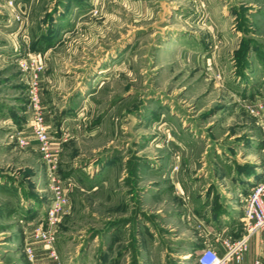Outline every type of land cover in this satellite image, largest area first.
Masks as SVG:
<instances>
[{
  "label": "rangeland",
  "instance_id": "rangeland-1",
  "mask_svg": "<svg viewBox=\"0 0 264 264\" xmlns=\"http://www.w3.org/2000/svg\"><path fill=\"white\" fill-rule=\"evenodd\" d=\"M30 51L45 56L70 202L63 263L194 264L185 215L222 179L217 147H264V0H0V264H27L53 196L19 64Z\"/></svg>",
  "mask_w": 264,
  "mask_h": 264
},
{
  "label": "crops",
  "instance_id": "crops-1",
  "mask_svg": "<svg viewBox=\"0 0 264 264\" xmlns=\"http://www.w3.org/2000/svg\"><path fill=\"white\" fill-rule=\"evenodd\" d=\"M78 7H80V12L85 10L83 4H79ZM226 7L227 5L225 4V16L228 13ZM50 49L52 50L53 48ZM260 90V96H263L264 84ZM0 109H2L1 106ZM16 116L18 115L16 114ZM16 116L12 119L19 118ZM241 138H244L243 135H241ZM242 142L239 143L244 145V140ZM260 145L256 150L249 147V156L247 153L244 156L242 155V147L239 150L238 146H227L224 151L217 147L215 157L222 160L218 162L215 169L218 175L220 173L222 179L209 183L208 192L210 191V193L208 195H206V192L202 194V191H200L201 195H196V199L193 198L189 203L190 207L188 208L187 215H185V219L187 218L186 221L190 222L188 223L189 225H196V235L194 239L189 237L184 239V242L181 244L183 245V251H189L188 253L192 256L195 253H199L206 246H211L223 254L225 251L222 243L223 239L225 240L228 237L235 238L239 235L242 230L241 220L245 197L243 194L245 192L248 193L247 191L252 187L253 182L259 177L258 173L264 169V160L259 158V154L263 151ZM241 155L243 156L242 158ZM252 155L253 159L247 158ZM224 156L227 157L225 158ZM183 218L180 216L178 219L183 220ZM185 225L182 224L186 228ZM146 226L145 230L147 231V228L150 230V225ZM250 241L242 259L240 261H231L229 264H264V230L259 231ZM27 243L34 245L39 258V264H56L41 242L28 239ZM189 245L191 247H188ZM11 264L24 263L15 262ZM27 264H30L29 261Z\"/></svg>",
  "mask_w": 264,
  "mask_h": 264
},
{
  "label": "built area",
  "instance_id": "built-area-1",
  "mask_svg": "<svg viewBox=\"0 0 264 264\" xmlns=\"http://www.w3.org/2000/svg\"><path fill=\"white\" fill-rule=\"evenodd\" d=\"M95 11L97 12V10ZM28 54L26 58L19 61V64L24 70L23 72L26 73L29 83V108L33 115L32 133L37 141L38 150L47 165L50 189L53 195L48 205L45 223H38L32 227L31 238L33 241L42 243L56 264H64L58 253L59 250L56 248L58 234H56L55 227L70 202L65 183L57 173L60 148L53 146L42 103L41 89L43 87H41V82L42 75L46 71V61L45 56L39 51H30ZM261 112L264 114L263 110ZM18 140L21 147L29 145L25 136H20ZM258 174L259 177L253 182L249 193L244 197L240 236L223 239L222 243L225 247L223 254L211 246L201 249L194 255V264H229L234 260L240 261L252 237L264 230V169ZM25 249L29 263L39 264L34 245L27 243Z\"/></svg>",
  "mask_w": 264,
  "mask_h": 264
},
{
  "label": "trees",
  "instance_id": "trees-1",
  "mask_svg": "<svg viewBox=\"0 0 264 264\" xmlns=\"http://www.w3.org/2000/svg\"><path fill=\"white\" fill-rule=\"evenodd\" d=\"M260 146H262V148H264L262 144H261ZM28 196H29V194H28ZM240 234H241V232L239 233V235H238L237 237H239V236H240Z\"/></svg>",
  "mask_w": 264,
  "mask_h": 264
},
{
  "label": "water",
  "instance_id": "water-1",
  "mask_svg": "<svg viewBox=\"0 0 264 264\" xmlns=\"http://www.w3.org/2000/svg\"><path fill=\"white\" fill-rule=\"evenodd\" d=\"M160 3H163L165 0H158Z\"/></svg>",
  "mask_w": 264,
  "mask_h": 264
}]
</instances>
